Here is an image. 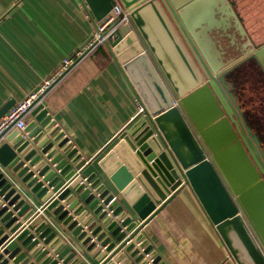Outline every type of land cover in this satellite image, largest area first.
<instances>
[{"label":"water","instance_id":"1","mask_svg":"<svg viewBox=\"0 0 264 264\" xmlns=\"http://www.w3.org/2000/svg\"><path fill=\"white\" fill-rule=\"evenodd\" d=\"M83 1L94 20L120 1L139 25L131 1ZM160 1L185 35L206 81L175 98L135 30L125 33L117 30V38L106 43L122 64L145 115H140L121 134L100 158L99 165L136 218L127 214V206L105 181L94 178V173L74 176V171L66 172L71 163L78 172L85 159L75 154L76 148H70L72 144L58 131L59 127L52 128L54 122L45 102L38 103L36 99L31 112L39 124L32 127L33 119L21 132L16 128L10 130L0 145V264H35L30 257L39 264H84L67 248L60 250L62 245L53 249L58 237L48 244L55 234L45 227V221L37 225L27 223L34 209L17 187L6 180L1 167L14 172L36 197L46 201V209L67 225L87 250L92 249V254L98 252L97 259L112 249L102 264L108 260L107 264H165L139 229L155 212L156 205L182 184L193 190L237 264H264V180H256L257 172L249 159L250 155L255 161L252 154L255 140L246 135L239 104L223 79L226 76L228 82L231 73L248 61H253L264 73V43L252 45L246 55L221 74L214 59L217 41L211 34L220 20L213 17L209 1L192 0L177 12L175 8L183 0ZM214 34L222 35L218 30ZM90 38L91 35L82 46ZM178 52L186 61L184 53L179 49ZM189 72L200 81L192 69ZM14 103L7 101L0 108V117ZM40 125L44 129L37 132ZM46 130L53 137L50 142L48 136H43ZM53 142L56 146H52ZM59 147L61 151L57 152ZM62 152H66V157L75 154L65 166ZM56 170L64 178L59 179L60 175L54 174ZM74 193L78 198L73 199ZM79 200L83 204H78ZM84 204L90 213L86 209L80 212ZM92 215L96 218L90 220ZM77 219L83 220L84 228ZM12 237L19 244L10 248L7 243Z\"/></svg>","mask_w":264,"mask_h":264},{"label":"crops","instance_id":"2","mask_svg":"<svg viewBox=\"0 0 264 264\" xmlns=\"http://www.w3.org/2000/svg\"><path fill=\"white\" fill-rule=\"evenodd\" d=\"M151 1L159 4L157 0L149 2ZM136 15L139 25L131 18V29L136 31L159 67L175 98L184 96L203 84L204 79L196 81L190 73L183 71V60L178 49L182 51V44L184 50V45L181 35L170 29L168 17L160 14L159 21L146 5ZM96 22L83 0H0V108L9 100L18 102L25 98L38 90L44 79L52 78L63 60L73 56L92 34ZM187 59L190 60L189 57ZM42 99L54 122L52 128L59 127L58 131L63 132V136L68 138L67 142L72 144L70 148H76L75 154L78 153L80 158L85 159L78 172L73 169V163L66 172L74 171V176L77 173L84 176L94 173V178L99 177L100 182L105 181L126 205L108 180L99 160L140 116L136 114L139 98L122 64L113 57L108 46L99 44L75 62L47 89ZM34 117L30 110L25 124L33 119L35 122L32 127L39 124ZM43 129L44 125H40L37 132ZM48 131L43 136H48L47 142H50L53 137L47 135ZM24 136L27 137V133ZM56 144L53 142L52 146ZM36 149L40 152L38 147ZM59 151L60 147L57 152ZM66 152L61 154V158H65L62 166L68 164L75 155L66 157ZM1 168L6 180L17 187L16 190L29 202V207L38 209V215L32 224L45 221V227L51 226L50 231L54 232L55 237L48 244L56 237L59 238V234L68 237L70 244H62L63 239L59 238L53 249L62 245L60 250H63L69 245L70 252L77 250V254L83 253L85 264L104 262L112 249L101 259H97L98 252L92 254V249L87 250L67 225L62 224L56 215L43 207L46 201L36 197L10 169ZM54 174H59V171L56 170ZM60 178L64 177L60 175ZM75 198L78 195L74 193L73 199ZM78 204H83L82 200ZM126 206L127 214L135 219L134 212L129 205ZM156 208L139 232L165 264H237L189 185L182 184L171 191ZM85 209L90 213L86 204L80 212ZM32 217L30 218L33 219ZM95 218L92 215L90 220ZM104 228L105 226L102 230ZM18 244L15 240L10 248ZM21 250H24L23 246ZM113 258L112 256L110 261ZM30 260L39 264L34 257H30ZM108 262L109 260L106 264Z\"/></svg>","mask_w":264,"mask_h":264},{"label":"flooded vegetation","instance_id":"3","mask_svg":"<svg viewBox=\"0 0 264 264\" xmlns=\"http://www.w3.org/2000/svg\"><path fill=\"white\" fill-rule=\"evenodd\" d=\"M125 1L132 2L130 4L134 6L135 14H137L143 8V6L146 5L147 9L151 13L153 12L156 14V17L159 19V21L161 15H164L166 18L168 17L170 29L174 30L179 36L181 35L180 38L185 47L184 51L190 58L189 61L193 66V73L196 75V77L201 78V66L198 60L195 59L193 55H191L185 35L178 26L174 16H172L171 12L167 10L163 2L159 0L158 4L156 1L146 3L149 0ZM208 1L212 7L213 17H215L217 20H220V22L215 25L218 26L217 30L222 35L214 34V32L217 30H213L211 34L214 36L215 41H217L216 49L214 50V59L217 61L219 66V72L224 74L225 71L223 72L222 70L228 68L230 65H233L236 60L246 55L245 53H248L247 50L252 45L262 44L264 43V40L256 43L252 39L251 34L245 24V16L242 13L240 7V0ZM153 2H155L154 5H152ZM190 2H192V0H183V3L178 8H175V11L177 12L179 9L183 10L184 7ZM122 5L124 6L123 3ZM249 40L251 42L250 44L248 43ZM183 68L184 71L187 72V69L185 70V64H183ZM223 79L226 82V85L229 83V85H227L228 90L230 91L231 96L239 104L241 111L240 113L245 120L243 127L246 135L251 139L253 137L255 140V142L252 140L255 147V150H252V154L257 163L251 158L250 155L249 159L251 160L255 171L257 172L256 180H264V73L253 61H248L243 63L240 68L231 73L230 77L228 78V82L226 81V76H223ZM204 81H206L205 77Z\"/></svg>","mask_w":264,"mask_h":264},{"label":"built area","instance_id":"4","mask_svg":"<svg viewBox=\"0 0 264 264\" xmlns=\"http://www.w3.org/2000/svg\"><path fill=\"white\" fill-rule=\"evenodd\" d=\"M131 25L129 9L123 7L117 2L105 15H103V17L97 20L91 38L82 47L75 51L73 56L63 60L58 72L55 73L52 78L44 79L38 90L30 93L18 102H15L8 111L0 117V145L4 142L7 132L12 128L23 130L26 125V116L32 108L33 101L37 99L38 103L42 102L43 94L47 89L65 72H67L75 62L94 50L97 45L114 41L117 38V30L122 33L131 30ZM136 114L145 115V108L140 101L137 105ZM43 207H46V202ZM41 209L42 208H40V212ZM38 212V209H34L32 216H35ZM30 220H28L27 223H30Z\"/></svg>","mask_w":264,"mask_h":264},{"label":"rangeland","instance_id":"5","mask_svg":"<svg viewBox=\"0 0 264 264\" xmlns=\"http://www.w3.org/2000/svg\"><path fill=\"white\" fill-rule=\"evenodd\" d=\"M159 2V0H157ZM119 4H121V2L119 1ZM123 6V5H122ZM124 7V6H123ZM240 7L242 10V13L245 16V24L251 34L252 39L257 43V42H261L264 40V0H240ZM126 8V7H125ZM128 9V8H127ZM130 15V12H129ZM182 51L183 47L181 44ZM185 55V52H184ZM186 59L188 58L187 55H185ZM188 63L189 68L191 69L192 64L190 63L189 59L186 60ZM186 61H183V64H185V70L187 71V73L189 72V68L186 65ZM193 67V66H192ZM184 69V68H183ZM184 71V70H183ZM201 78L200 81L204 79V76L202 75V72H200ZM38 214H36L34 217H32L33 219L30 220V223L32 224V221L36 220V216ZM76 216V215H75ZM79 224H81L83 226V228L85 227V224L82 223V221L80 219H77ZM51 227V226H50ZM49 227V228H50ZM59 238L63 239L62 240V244H70L68 240V237H66V235L64 234H59ZM15 241V237H12L8 243H7V247H10L11 244ZM67 249L70 250V246L66 245ZM1 249V248H0ZM72 253H74V256L78 257L80 260L82 258L81 261L84 262V258H83V253L80 252L79 254H77V250H72ZM76 254V255H75ZM85 264V262H84Z\"/></svg>","mask_w":264,"mask_h":264}]
</instances>
